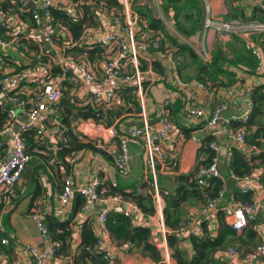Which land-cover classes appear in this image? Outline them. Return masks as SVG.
I'll use <instances>...</instances> for the list:
<instances>
[{
	"label": "built area",
	"instance_id": "1",
	"mask_svg": "<svg viewBox=\"0 0 264 264\" xmlns=\"http://www.w3.org/2000/svg\"><path fill=\"white\" fill-rule=\"evenodd\" d=\"M18 7L20 13H28V19H23L14 9L0 12V26L6 32V37L0 35V50L8 51L11 48L16 49L20 46L21 41L26 40L33 42L38 46L43 55L49 54L46 46L53 47L54 55L52 63L59 65L63 71V78L71 77L74 81L82 82L87 87L89 94L104 108L113 110L123 104L121 96L118 94L119 89L125 83L131 82L136 87L137 98L145 108L146 87L145 72L140 70L141 53L148 52L151 47L158 48V42L148 40V38L139 39L136 31V23L138 19L132 14L133 21L126 22L125 13L109 14L110 26L109 33L103 32L99 38L94 34L95 31L103 29L101 24L98 30L87 28L83 41H89V44H100L105 49V56L101 66L102 77L99 76L98 66L89 65L84 60L77 59L71 55H65V46L60 47L56 41H59L61 32L66 33L64 28L58 30L54 25V17L52 10H63L69 13L74 19L79 17L78 10L83 0L74 2L73 0H4ZM101 13V11H98ZM205 27L212 28L217 33L232 34L236 31H243L241 36H250L251 29L263 31L261 25L254 24L252 28H247L243 22L238 19L226 21L218 25L211 24L207 20ZM244 29V30H241ZM101 32V31H100ZM65 39V38H64ZM76 44L74 43V46ZM52 50V49H51ZM85 58L86 56L83 55ZM0 105L4 102L10 104V109L4 110L6 113V123L0 130V231L2 227V219L5 212L9 211L12 204L8 196L15 197V189L19 186L23 173L30 161L31 156L28 153V146L24 138V132L28 130H36L37 136L42 138L44 134V124L47 119V112L56 105L62 96L61 80L52 77L51 65L37 66L32 72L26 74H14L5 59L0 56ZM3 64V65H2ZM132 68L131 73L128 71ZM27 79L31 86H21V82ZM189 87H196L206 95L212 93L203 83L188 84ZM9 93L11 95H9ZM26 95L28 100H24L19 95ZM193 96L190 92L185 95L184 114L188 121L202 122L205 118V112L194 106ZM170 99H165L163 106L158 112L159 128L153 132L146 117L143 126L140 128H129L123 135H118L116 129L106 127L104 124H96L92 120L85 121L84 127L79 130L85 134L95 131L94 136L100 143H109L118 138L119 155L116 159L117 172L121 177H129L131 173L129 143L136 141L143 145L145 149L146 161L150 165H154L155 157L162 158L164 149L162 140L170 133L179 132V128L169 121L165 111L170 105ZM214 107L210 117L202 125L204 133L213 141L209 144V148L215 153L212 163L201 166L198 171V177L202 178V184L207 179L217 178L225 181L220 195L209 200L199 208L192 209L177 234L182 239H189L191 236H201L204 232L203 223H208V229L215 225L218 229V215L223 213L226 223L236 232H242L249 223L256 221L260 216L264 218V184L261 182V171H255L251 175L237 177L230 175L236 182V187L242 194H251L250 201L237 199L226 185L220 168V152L221 146L216 139V128L219 125L222 114L229 109L230 100L226 98L219 99ZM22 111L25 117L23 125L17 122V110ZM251 108L238 120L246 122L249 119ZM1 113V108H0ZM228 135L232 140V147L227 152L225 165L229 166L233 158V149L243 150L247 146L244 133L228 129ZM102 183L96 179L90 184L73 185L70 179L65 181L63 190L59 195L58 213L65 212L67 207L73 202L77 194L84 197L86 203L105 201L106 196L104 189H101ZM122 199L121 196H117ZM162 198L157 194L154 198L155 214L151 216L154 221V228L157 231V238L153 244L164 257L166 264H171L172 252L169 247L167 235L171 232L166 225L165 217L162 212ZM125 206H118L115 211L134 220L135 213H139L140 209L136 202L126 200ZM47 212L44 205L34 207L29 213V217L34 221L38 228L41 238L47 243V247L40 249L37 246H26L21 248V253L26 255L35 264H52L57 257V249L59 244L53 241L49 228L44 222L43 214ZM110 209H102L96 221H93V227L96 229L99 241L97 250L104 254V259L110 264H115V254L108 247L109 241H113L107 228L108 215ZM210 231V230H209ZM7 244V240L2 241ZM239 258L241 264H264V243L258 244L251 252L241 251L238 247H229L222 251V259L231 261ZM21 264V263H17Z\"/></svg>",
	"mask_w": 264,
	"mask_h": 264
},
{
	"label": "crops",
	"instance_id": "2",
	"mask_svg": "<svg viewBox=\"0 0 264 264\" xmlns=\"http://www.w3.org/2000/svg\"><path fill=\"white\" fill-rule=\"evenodd\" d=\"M88 2L90 0H83ZM122 6L123 13H125L126 22H132V14L138 19L136 23V31L138 37L146 38L143 36L145 30L143 27L148 26V17L160 19L163 21L166 29L172 34L174 33L180 41L191 46L199 59L204 64H211L214 56L220 53L222 57L227 58V62H224L222 70L224 72L237 71L236 77L242 82H237L235 85L227 88H219L217 94L214 92L206 95L196 87H189V83L194 82L198 75V65L188 62H184L186 65L179 62L183 59L179 55H173V46L167 41L165 47L169 48L166 55L162 53H141V65L146 69L145 80L147 82V90L145 97V108L141 106V113L136 114H124L118 118L112 125L120 135H123L129 128H140L143 126L144 118L148 120L150 126L153 128V132L159 128L158 112L163 106L165 99H170L169 110L165 111L170 122L177 125L179 132H173L167 135L162 140V146L164 149V156L162 158L155 157L154 165H150L146 161L145 149L139 142L133 141L129 143V155H130V168L131 173L129 177H121L117 173L116 166L110 159H107L104 155L95 152H83L78 153L75 156H68L64 161L58 164L55 161V155L57 153L55 149L56 143H58L59 137L56 136H44L40 139L42 155L51 157L49 161L44 163L43 170H41L38 176L25 177L23 175L24 185L26 191L20 196L15 205H12L9 211L5 212L2 219L3 229L0 231V264H35L26 255L21 253V248L29 245L37 246L40 249L47 247V243L41 238L40 232L36 227L34 221L29 217L31 210L39 205H44L47 209V213L51 216L57 217L61 222L69 220L71 222V236L67 239L64 252L58 253L56 259L52 264H75L80 253V246L82 244L81 225L86 221H96L100 215L102 209H110L111 212H116L115 208L118 206H125L126 200H132L131 198L122 197L121 195H107L105 201H96L91 203H84L83 207L80 203L81 195L77 194L73 199V202L67 207L65 212L58 213L59 209V195L63 190V185L67 179H70L73 185L90 184L94 180L98 179L103 182L106 187H115L122 189L124 193L132 196H152L153 204L154 198L157 194L162 198L161 204L162 212L164 215V207L166 205L165 195H169L175 192L178 182L177 178L181 175H187L193 172L198 163L206 159L207 155L204 152L203 141L205 138L210 137L202 130V125L206 122V119L210 117L214 110V107L219 99L228 98L230 100L229 109L222 114V119L216 128V139L221 146L220 166L224 164V156L226 157L228 150L232 147V140L227 131L231 128L230 122L232 120H238L245 113L248 112L250 107V92L255 86L264 83V40H256L255 35L244 36L243 42L250 43L251 46L259 51L260 57L258 59V65L256 73L247 72L246 65L241 64V70H239L234 64L230 63V59H233L238 52L229 54V49L218 41L228 42L230 36L217 33L212 28L205 27V21L210 20L211 24L218 25L226 22L229 19L234 18L235 13L239 10L245 12L247 17L253 14L254 9L261 0H240L234 2L232 8L230 7L229 0H199L204 9V20L197 28V33L185 37L177 32L176 23L174 20V12L169 11L166 13L163 7V0H139L135 3V0H118ZM137 1V0H136ZM232 1V0H231ZM237 8V9H236ZM141 15H140V13ZM112 12L99 13V22L97 27L92 29H99L100 24L104 28L103 31H95V35L99 38V35L103 32L108 34L110 26V18L108 17ZM255 15V12L254 14ZM257 17H261L260 14H256ZM134 22V21H133ZM135 23V22H134ZM253 25L247 26L252 28ZM244 30V29H241ZM69 37L71 35H68ZM67 35L64 34L66 39ZM240 38V37H239ZM85 43H90L86 41ZM47 49H52L50 45L46 46ZM243 58L247 59L248 53L244 51ZM177 60V61H176ZM160 63L161 72L156 73L154 70V63ZM102 61L95 66H98L99 76L102 77L101 66ZM180 67L181 70H180ZM251 66L250 69H254ZM61 80V84L65 86L66 97L70 98L72 102L79 104H91L93 103L92 97L89 94L87 87L82 82L74 81L70 77L58 78ZM220 81H226L222 75H218ZM190 81L189 83H186ZM63 87V86H62ZM63 91V90H62ZM190 92L194 97L193 103L195 107L202 109L205 112V118L202 122L188 121L184 114L185 107V95ZM63 97V95H62ZM61 97V98H62ZM56 104L51 110L47 112V119L44 124V134L53 131V127L48 126L52 124V121L60 116L59 109ZM17 122L20 125L25 123V117L22 115L21 110L16 111ZM85 121L73 123V129L75 134H82L90 139L96 140L95 135L85 134L79 130V127H84ZM253 131L255 128L252 129ZM108 151H115L117 149L116 140L105 143ZM203 150V151H202ZM248 157L257 153L258 150L253 149L247 145L242 150ZM36 159L32 166L34 171L37 168ZM40 165V164H39ZM42 167V165H40ZM57 166V167H56ZM32 168V169H33ZM46 169V170H45ZM259 170V169H258ZM23 179L21 185L23 184ZM123 187V188H121ZM41 189L37 194V190ZM117 196H121L119 199ZM133 201V200H132ZM135 202V201H134ZM139 207V206H138ZM200 206H193V209H197ZM140 212L135 213V219L133 226L147 227L151 230L150 241L153 243L157 238V231L153 227L154 221L151 219L152 215H146L139 207ZM191 209V208H190ZM188 204H185L182 208V220L183 224L187 223L189 210ZM186 214V217H184ZM165 217V216H164ZM256 231L258 233V244L264 243V219L260 218L256 224ZM213 235H216L217 228L215 225L209 228ZM96 231V229H95ZM244 232V231H243ZM243 232L239 234H243ZM60 233V232H59ZM7 240V244H3L2 241ZM233 246L238 247L241 251L251 252L254 247H247L236 243ZM108 247L115 254V264H166L164 257L162 256L161 262L153 261L147 254L143 253L141 249L134 247L132 244H119L116 241H109ZM180 249L183 251L184 256L190 260L193 255V247L189 239H183L179 244ZM229 248V247H228ZM226 250V249H225ZM215 257L222 259V252H218ZM89 264V263H88ZM171 264H177L172 259ZM228 264H241L239 258H234L228 261ZM262 264V263H259Z\"/></svg>",
	"mask_w": 264,
	"mask_h": 264
},
{
	"label": "trees",
	"instance_id": "3",
	"mask_svg": "<svg viewBox=\"0 0 264 264\" xmlns=\"http://www.w3.org/2000/svg\"><path fill=\"white\" fill-rule=\"evenodd\" d=\"M73 1L77 2L79 0ZM138 1L139 0H135V3H138ZM229 1L230 7L232 8L234 2L236 3L240 0ZM163 7L166 13H168L169 11L174 12V20L176 23L177 32L185 37L196 34L197 28H199L204 20V9L199 0H163ZM79 8V17L76 19H74L66 11L55 9L52 10L55 27L58 30L64 28L67 31L66 33L61 32V35H67L66 39H64L63 36L59 41H56V43L59 44L60 47H63V49L64 46L66 47L65 55H70L68 51L71 53L73 52L72 54L78 52L79 57H77V59H85L84 61L87 64L95 65L100 63L101 61L103 62L106 51L100 44L85 43L82 40L85 35V31L87 28L98 26V11L112 13L116 12L122 14L123 9L118 0H90L88 2L83 1ZM12 9H14L16 13L18 12L23 19H28L30 16L28 13H20L18 11V7H16L12 3L0 0V12H6ZM254 12L255 15H253ZM253 14L247 17L245 12L238 9V11L234 15V18L227 21L238 19L246 26L254 25L256 23L264 25V0H261L260 3L257 4L256 8L253 11ZM256 14H260L261 17H257ZM142 29L145 30L143 36L147 37L148 40L158 42V48L151 47L148 52H160L166 55L169 48L165 47V43L168 41L173 46V49H176V51H172L173 55H179V57L183 59V62L179 60V62L183 64V68L186 66L184 62H188V60L191 63L198 65V75L196 76L197 80H194V82L192 83H189L190 81L186 80V83H203L206 87L209 88L211 92L217 94L219 88H227L235 85L237 82H242L239 78L236 77L237 71L224 72L222 70V67L224 65L223 63L227 62V58L222 57L220 53H217L214 56L211 64H204L200 61L199 56L191 46L180 41L176 36H174V33L172 34L168 29H166L162 20L148 17V26H142ZM256 34L257 33H253L252 35ZM261 34L263 35L264 32H261ZM0 35L2 37H6V32L1 26ZM68 35L71 36L69 37ZM141 38L142 37H139V39ZM74 43L76 44L75 46ZM244 47V51L248 53L247 59L243 58L244 54L238 52L239 55H236V53L235 57L233 59H230V63L234 64L235 66H239L236 67L239 70H241V64H244L246 65L245 68L248 67L247 72L256 73L258 59L260 57L259 51L257 49L255 50V48L248 42H244ZM12 54H16L18 57L14 58L12 57ZM83 55H85L86 57L84 58ZM0 56L3 57L8 66L12 70H14L15 73L11 76L17 74H26L28 72H32V70L39 65L44 64L43 66H47L50 64V72L51 74H53L52 77H63V71L61 67L59 65L51 64L52 56L48 59L49 54L43 55L40 48L33 42L23 40L21 41L20 46L16 49L11 48L7 52L0 50ZM251 66H254L255 68L250 69ZM182 67H180V70ZM131 70L132 68H129L128 71L131 73ZM140 70L144 72L146 71V69L141 65V60ZM154 70L157 71V74L158 72H161L162 69L160 63H154ZM222 74L226 81H220L218 79V75ZM0 75H3V73H0ZM23 85L31 86L27 79L21 82V86ZM62 86L63 85L61 84V87ZM144 86L147 88L146 80L144 82ZM136 92L137 89L136 87L131 85V82L123 84L118 91V94L123 100V104L113 110H109L107 108L105 109L104 106L100 105L96 100H94L93 97V103L79 104L72 102L70 98H67L66 95H63L62 93L63 97L61 96L62 98L57 103V108L59 109L60 116L56 117L52 121V124L50 123L47 125V127L52 126L54 129L53 131H51V133L48 132L46 135L56 136L60 139L55 145V149L57 151L55 155L56 163L58 164L59 162L64 161V159L68 156H75L78 153L90 151L104 155L107 159H110L117 168L116 159L119 155L118 138L116 139L117 149L110 152L107 150L104 143H100L97 140L90 139L89 137L82 134H75L73 123L79 122L81 120H92L96 124L102 123L106 127H111L114 122L124 114L141 113L142 108L137 98ZM9 95L11 94L9 93ZM19 96L24 100H28V97H26V95L20 94ZM169 107L170 105L166 110H169ZM0 108L1 130L3 125L6 123V113L4 110H6L7 108L10 109V104H5L4 102L2 105H0ZM250 108L251 111L249 119L246 122L240 120H232L230 122V125L234 131L244 133L247 145L253 147V149L255 150L257 149L258 152L253 154L251 157H248V155L242 150L234 148L231 163L229 166L225 165L226 172L222 171V174L223 178L226 180L232 174L237 177H244L247 175H251L259 169L262 173L261 182L264 184V83L255 86L250 92ZM253 128H255L254 131L252 130ZM23 135L28 146V153L31 156L24 173L25 177L28 178L30 176V171L32 172V177L34 178L32 186H34L36 180L35 178L38 176L39 172L43 170V161L47 164L51 157L49 156V153L48 156H46L42 155L43 153L40 152L41 138L37 136L36 130H28L24 132ZM118 135H120V133H118ZM212 141L213 138L211 137H207L204 139L202 148L207 155L206 159L198 163L193 172L187 175L179 176L177 178L178 186L175 192L169 195H165L164 197L166 202V205L164 207L165 222L167 227L171 231L167 235V240L169 247L171 248L172 258L177 262V264H228V261L221 258L217 259L215 255L218 252H222L228 247L233 246L237 242L241 245L250 247L254 245L251 243L258 241V233L255 228L258 220L262 218L261 216L256 221L249 223V225H247V227L244 229L243 234H239L226 223L223 213H220L218 215V229L216 235H213L209 231L208 223L204 222L203 234L201 236H191L189 238L194 251V255L190 260H188L184 256L183 251L179 247V244L183 241V239L177 234V230L180 229V227H182L183 225V206L185 204L198 205L199 203H203L202 205H204L205 203H207V201L216 199L220 195L222 188L225 186V181L223 179H207L206 183L202 184L203 179L198 177V171L200 167L212 163V160L215 156V153L209 148V144ZM224 158L226 157L224 156ZM36 159H38L37 168L34 171V166L32 165ZM39 164L42 165V167ZM21 182L15 189L16 196H8V199L10 200L12 205H15L20 196L23 195L26 191L24 179L22 185ZM101 183L102 185L100 188L104 189L107 195H121L124 198H131L143 210V213H145L146 215L155 214V207L153 204L152 196L128 195L124 193L122 189L116 188V186L106 187L102 181ZM40 191L41 189L39 188L37 190V194H39ZM230 192V194H233L237 199H241L243 201L251 200V194H242L239 191L238 187L230 190ZM79 198L80 203L83 207L85 199L83 196ZM55 216H51L47 212L43 214L44 222L49 228L53 241L59 244L57 249L58 255L60 251H65L63 249L66 247L67 239L71 236V222L69 220L61 222ZM107 228L110 236L117 243L132 244L134 247L141 249V251L147 254V256H149L153 261H162V254L150 241L151 230L149 228L142 226H133L132 219L118 212L109 213L107 219ZM81 231L82 244L80 246L79 253L80 259L78 258L77 260H75V264H110L107 260L104 259V254L97 250L99 238L95 233L93 222L90 220L86 221L83 225H81ZM254 249L255 247L253 248V250Z\"/></svg>",
	"mask_w": 264,
	"mask_h": 264
},
{
	"label": "rangeland",
	"instance_id": "4",
	"mask_svg": "<svg viewBox=\"0 0 264 264\" xmlns=\"http://www.w3.org/2000/svg\"><path fill=\"white\" fill-rule=\"evenodd\" d=\"M205 23H206V21H205ZM256 24H258V23H256ZM258 25H261L264 28V25L263 24H258ZM251 30H252L251 31V36H252L253 33H257L255 35V39L256 40H261V39L264 40V34L263 35L261 34V32H264V30L263 31H259V30H255V29H251ZM242 32L243 31H236L235 33H232V34L220 33V34H224V35L230 36V38H229V41L228 42L218 41L217 43H218V45H220V43H222V45H225L229 49V51H230L229 54H233L235 52H239V53L242 54L243 53V47H244V42H243L244 40H242L244 36H241V33ZM46 51H49V57H48V59H49L53 55V50L46 49ZM68 53L71 56H73V57H76V58L79 57V55H78L79 53L78 52H75L74 54H72L73 52L71 53V52L68 51ZM12 57L17 58L18 56L16 54H12ZM51 64H54V63H51ZM43 65L44 64L39 65V67L40 66H43ZM57 78H61V76H59ZM64 89H65V86L63 85V88H62L63 95L66 94V91ZM90 134L91 135H96V132L95 131H91ZM202 204L203 203H199L198 205H190V204H188V207H189V210H192L193 209L192 208L193 206H202ZM189 210H188V212H189ZM185 217H186V214H184V217L183 218H185ZM261 217L263 218V216H261ZM251 244H254V245H252V247H256L258 245V241L254 242V243H251ZM230 247H235V246H230Z\"/></svg>",
	"mask_w": 264,
	"mask_h": 264
},
{
	"label": "water",
	"instance_id": "5",
	"mask_svg": "<svg viewBox=\"0 0 264 264\" xmlns=\"http://www.w3.org/2000/svg\"><path fill=\"white\" fill-rule=\"evenodd\" d=\"M220 168H221V170H222L223 172H226V166H225V164H222V165L220 166ZM226 185H227V187H228L229 190H233V189L236 187V182H235V180L232 179L231 177H228V178L226 179Z\"/></svg>",
	"mask_w": 264,
	"mask_h": 264
},
{
	"label": "clouds",
	"instance_id": "6",
	"mask_svg": "<svg viewBox=\"0 0 264 264\" xmlns=\"http://www.w3.org/2000/svg\"><path fill=\"white\" fill-rule=\"evenodd\" d=\"M146 89H147V88H146ZM102 143H103V142H102ZM229 177H230V176H229ZM243 231H244V230H243ZM243 231H242V232H243ZM240 233H241V232H240Z\"/></svg>",
	"mask_w": 264,
	"mask_h": 264
}]
</instances>
